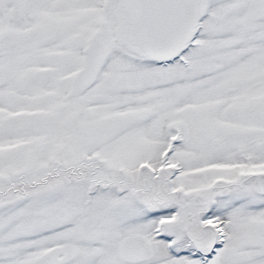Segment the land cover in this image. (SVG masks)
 <instances>
[{
    "label": "snow or ice",
    "instance_id": "6c2138e0",
    "mask_svg": "<svg viewBox=\"0 0 264 264\" xmlns=\"http://www.w3.org/2000/svg\"><path fill=\"white\" fill-rule=\"evenodd\" d=\"M0 264H264V0H0Z\"/></svg>",
    "mask_w": 264,
    "mask_h": 264
}]
</instances>
